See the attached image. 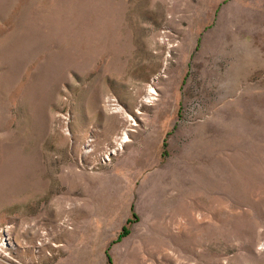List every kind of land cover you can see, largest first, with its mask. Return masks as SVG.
Masks as SVG:
<instances>
[{"label":"rangeland","instance_id":"1","mask_svg":"<svg viewBox=\"0 0 264 264\" xmlns=\"http://www.w3.org/2000/svg\"><path fill=\"white\" fill-rule=\"evenodd\" d=\"M0 264H264V0H0Z\"/></svg>","mask_w":264,"mask_h":264},{"label":"bare ground","instance_id":"2","mask_svg":"<svg viewBox=\"0 0 264 264\" xmlns=\"http://www.w3.org/2000/svg\"><path fill=\"white\" fill-rule=\"evenodd\" d=\"M125 137H127V135ZM125 141H127V140H124V141L122 140V143L125 142ZM5 245H6V243L3 244V246H5Z\"/></svg>","mask_w":264,"mask_h":264}]
</instances>
